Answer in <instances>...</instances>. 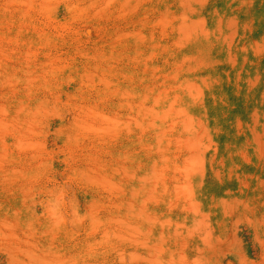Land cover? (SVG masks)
Returning <instances> with one entry per match:
<instances>
[{"label":"rangeland","instance_id":"rangeland-1","mask_svg":"<svg viewBox=\"0 0 264 264\" xmlns=\"http://www.w3.org/2000/svg\"><path fill=\"white\" fill-rule=\"evenodd\" d=\"M0 264H264V0H0Z\"/></svg>","mask_w":264,"mask_h":264}]
</instances>
